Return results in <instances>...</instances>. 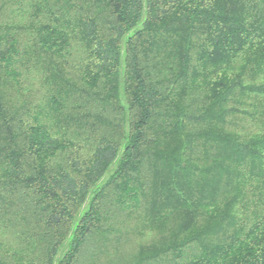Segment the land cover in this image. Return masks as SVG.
Segmentation results:
<instances>
[{
  "label": "trees",
  "instance_id": "16d2710c",
  "mask_svg": "<svg viewBox=\"0 0 264 264\" xmlns=\"http://www.w3.org/2000/svg\"><path fill=\"white\" fill-rule=\"evenodd\" d=\"M0 264H264V0H0Z\"/></svg>",
  "mask_w": 264,
  "mask_h": 264
}]
</instances>
